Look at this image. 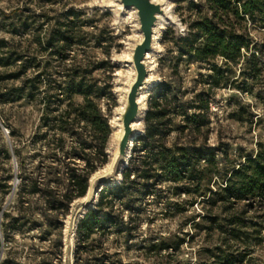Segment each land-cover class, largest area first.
Wrapping results in <instances>:
<instances>
[{"label":"rangeland","instance_id":"374dc122","mask_svg":"<svg viewBox=\"0 0 264 264\" xmlns=\"http://www.w3.org/2000/svg\"><path fill=\"white\" fill-rule=\"evenodd\" d=\"M163 2L167 24L147 63L151 82L144 92L143 108L145 113L156 86L168 83L184 99L190 100L199 92L209 96L206 108L198 110V103L184 104L188 114L202 115L199 130L180 129L184 108L180 103H165L164 107L169 110L166 146L189 143L205 149L198 180L183 185L158 181L157 177L148 182L140 180L138 197L129 203L115 201L106 227L85 243L76 241L75 232L70 245L66 242L64 229L69 211L66 215L49 211L48 218L34 215L18 231H7L0 264H208L218 261L224 252L249 253L254 259L250 264H264V199L243 207L245 201L223 211L218 200L221 175L212 174L215 169L222 172L236 166L264 144L263 18L229 15L234 37L247 42L248 49H241L240 57L233 62L221 57L198 61L183 51V38L198 13L207 14L204 3ZM70 12L77 14L83 26L82 44L73 46L69 55L83 58L86 68L92 61L102 63L100 69L91 71V76L112 93L115 105L106 98L97 101L105 113L110 109L109 124L115 116L118 88L132 70L129 53L139 34L134 15L122 9L118 0H0V143L10 145L27 138L38 123V106L26 97L22 84L32 71L33 60L40 61L39 71L47 70L56 81L60 75L71 73L73 67L67 61L47 58L38 45L46 29ZM14 58L17 60L13 63ZM45 59L49 60L43 66ZM214 67L219 69L216 85L211 84ZM15 73H19L17 78ZM72 101L78 103L80 97L73 96ZM144 113L136 138L144 132ZM25 153L23 149L22 155ZM134 155L130 151V157ZM0 161L2 173L12 175L10 183L16 186L17 167L13 170L12 157H0ZM129 161L132 159L128 165ZM107 187L111 186H102L101 190ZM14 197L11 190L5 201L13 217L17 215L12 209ZM231 219L235 224L230 225L239 229L237 237L227 235ZM218 222L225 233L216 228ZM255 228L257 234L252 232Z\"/></svg>","mask_w":264,"mask_h":264},{"label":"trees","instance_id":"16d2710c","mask_svg":"<svg viewBox=\"0 0 264 264\" xmlns=\"http://www.w3.org/2000/svg\"><path fill=\"white\" fill-rule=\"evenodd\" d=\"M202 2L207 14L198 13L197 18L190 23L188 33L183 38V51L191 53L198 61L215 57L230 62L237 60L241 49H248V43L234 37L229 15L233 18L247 16L251 20L260 15L264 21V0ZM81 22L83 21L76 13L70 12L46 29L44 38L38 41L41 51L47 58H56L64 63L67 61L73 67L72 71L60 75L56 81L47 70L39 71L40 61L33 60L30 65L32 71L23 78L22 84L26 97L38 106V123L27 138L15 140L10 145L0 143V157L8 160L10 156H14L17 167L14 174L18 180L16 186L12 187V175H4L0 168L1 253L5 234L9 229L18 231L34 215L48 218L46 214L49 211H61L66 215L70 204L85 195L89 177L108 160L106 148L112 133L109 124L110 109L107 113L102 111L97 100L106 98L115 105V97L110 91L97 85L91 76V71L100 69L102 63L92 61L89 65L87 63L86 68L82 63L83 58L77 57V54L69 55L73 46L82 44ZM227 28L228 31H225ZM16 60L14 58L12 62ZM48 60H44L43 66L47 65ZM212 70L211 84L216 85L215 77H218L219 69L214 67ZM13 76L17 78L19 73ZM175 88L170 83L158 85L148 98L143 116L144 132L134 139L131 149L135 157H130L129 160L132 161L122 170L119 184L102 189L94 209H88L77 220V242L85 243L91 235L106 227L115 201L129 203L136 199L140 193V180L148 182L157 177L158 181H171L181 185L198 180L199 164L206 155L205 149L189 143L166 146L169 110L164 107L165 103H180L184 107L181 113L183 125L180 129L199 130L203 123L202 115L199 112L188 114L184 104L198 103L195 106L198 110L203 106L206 108L209 96L199 92L188 100L178 95V89ZM73 96H79L80 101L74 103ZM23 149H26L25 155H22ZM139 152L144 155L137 156L136 153ZM212 174L221 175L218 200L223 211L245 201L247 203H243V207L252 206L264 199V144L258 145L253 155L245 157L236 166L223 169L222 172L215 169ZM16 188H19L17 192ZM11 190L12 197L15 196L12 207L17 214L15 217L9 213L8 205L4 207ZM8 217L15 225L7 221ZM230 224H235L232 219L227 235L237 237L239 229ZM215 226L221 233L226 232L221 231L222 223L218 222ZM252 232L257 234L258 229L255 228ZM79 243L76 250L79 249ZM222 244L225 245L226 241ZM217 259L218 261L208 264L254 262L249 253L234 255L224 252Z\"/></svg>","mask_w":264,"mask_h":264},{"label":"water","instance_id":"95a60500","mask_svg":"<svg viewBox=\"0 0 264 264\" xmlns=\"http://www.w3.org/2000/svg\"><path fill=\"white\" fill-rule=\"evenodd\" d=\"M122 9L131 10L135 17L139 39H135L129 53V65L132 69V81L124 96L121 111H116L115 116L121 128V133L116 142V152L109 162L106 171L96 170L88 179V186L83 197L75 199L70 204L69 216L66 223V242L70 245V238L74 235L77 220L86 210L92 209L97 202V194L102 186H114L121 181V172L128 165L132 142L139 133L135 124L140 122L144 113L143 101L140 103L141 94L150 84L149 69L146 55L152 53L156 46L155 29L160 19H165L166 8L163 0H118ZM13 167L16 161L12 156ZM16 178V177H15ZM17 179V178H16ZM7 205L5 202L4 207ZM1 255V252H0Z\"/></svg>","mask_w":264,"mask_h":264},{"label":"bare ground","instance_id":"6f19581e","mask_svg":"<svg viewBox=\"0 0 264 264\" xmlns=\"http://www.w3.org/2000/svg\"><path fill=\"white\" fill-rule=\"evenodd\" d=\"M153 1L157 2V1H161V0H153ZM129 11L132 13L131 10H129ZM166 24H167L166 19H160V21L158 22V25L156 26V29H155V38H158L159 33L164 29ZM139 38H140V34H138V38L137 39H139ZM145 60L146 61H151L152 60L151 53H148L146 55V59ZM149 72H150V69H149ZM148 77L149 78H147V80L150 79V73H149ZM132 78H133V75H132V70H131L130 74L127 77L124 78V81L121 83V85L118 88L117 106H116V111H118V112L122 110L124 96H125V93H126V91L128 89V86H129L130 82L132 81ZM143 98H144V93L141 94V96H140V99H139L140 103L143 101ZM110 124H111V127H112V133H111V139H110V141H111L110 142V147L107 150L108 160L101 168L98 169V172L99 171L100 172L106 171L108 169L109 162L113 158V156L115 155V152H116V146L115 145H116L118 137H119V135L121 133V128H120V125H119V123L117 121L116 116H114L113 119L110 120ZM138 126H139V123L135 124V127H138ZM66 223H67V220H65V228H66ZM65 230L66 229H64V237H66Z\"/></svg>","mask_w":264,"mask_h":264}]
</instances>
